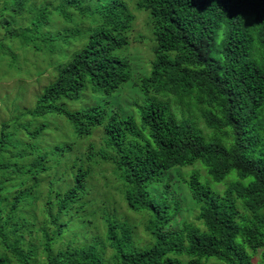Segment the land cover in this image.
<instances>
[{
	"label": "trees",
	"instance_id": "1",
	"mask_svg": "<svg viewBox=\"0 0 264 264\" xmlns=\"http://www.w3.org/2000/svg\"><path fill=\"white\" fill-rule=\"evenodd\" d=\"M134 4L137 10L149 12L156 42L151 74L139 81L147 96L140 125L134 116L109 112L104 106L69 111L64 105L51 104L77 102L89 88L111 95L130 80L127 62L114 56L127 46V33L136 18L124 2L102 3L89 34L83 37L74 32L71 37L69 28L57 32L50 27L51 3L32 6L27 0H0V28L5 30L0 50L5 49L4 41L35 51L47 47L62 62L56 81L40 96L37 108L20 117L36 119L54 112L66 118L78 138L91 137L97 128L103 132L101 143L91 142L81 150L82 165L75 162L67 169L66 163L62 165L65 173L58 181L48 180L44 195L43 179L56 172L52 157L71 152L73 144L39 149L35 142L44 126L28 130L26 124L15 122L14 134L7 132L8 124L2 126L0 264H30L33 254L23 251L24 236L36 223L38 209L46 217L44 225L50 221L55 227L51 236L43 229L50 251L76 218L75 206L88 192L86 181L100 164L109 165L124 180L128 207L151 215L148 229L154 245L132 249L129 227L108 221L102 251L92 243L70 246L55 254L48 252L45 264H105L107 247L113 251L108 259L112 264H181L168 256L173 253L186 254L190 264H200L204 258L254 264L253 256L259 251L258 264H264V0H132ZM70 8L82 15L90 10L83 0H64L61 12L68 23ZM66 37L67 48L71 38L83 44L74 55L71 50L59 53L66 47L61 44ZM169 97L198 108L206 127L219 138L207 139L191 119H178L164 101ZM196 162L217 183L233 171L237 179L222 194H215L192 173L187 186L198 205L202 228L185 223L171 230L167 226L175 213L166 212V202L163 208L151 199L149 189L166 171ZM57 172L62 173V167ZM57 182L64 190L55 186ZM243 208L249 214L242 213ZM63 217L67 220L62 221ZM238 238L242 243H236Z\"/></svg>",
	"mask_w": 264,
	"mask_h": 264
},
{
	"label": "rangeland",
	"instance_id": "2",
	"mask_svg": "<svg viewBox=\"0 0 264 264\" xmlns=\"http://www.w3.org/2000/svg\"><path fill=\"white\" fill-rule=\"evenodd\" d=\"M27 1L32 6H44L51 3L49 11L52 29L59 32V30L69 28L71 37L75 35L74 32H79L83 37H86L92 30L93 24L97 22L96 10L107 0H83L90 8L85 15L76 9H67L66 12L72 16V21L69 23L63 18L65 13L61 12V4L64 0ZM121 1L135 14L136 18L133 21L132 30L127 33V46L116 50L114 56L127 62L131 74L130 80L111 95H106L101 91L93 92L89 88L82 92L77 102L57 100L51 104L54 106L64 105L65 109L69 111L87 106H104L109 112L117 111L123 116H134L137 124L140 125V111L147 101V96L142 92L139 81L141 82L142 78L151 74L152 63L155 60L153 49L156 42L149 12L137 10L136 4L132 5V0ZM4 18H6V14H4ZM77 28L79 30H76ZM0 39H5V30L2 28H0ZM64 41L61 44L66 47H62L59 53L71 50V55H74L83 45L71 38L72 45L67 48L70 46L69 37H66V42ZM4 44L5 49L0 50V133L4 124L9 125L7 129L9 134L16 133L15 122L26 124L29 126L28 130L44 126L42 135L35 142L39 149L51 151L57 144H73L71 152L52 157L50 162L56 168V172L48 174L46 177L49 179L44 178L41 186L42 192L46 195L48 180L50 182L55 179L58 181V178L65 173L63 164H67L65 169L71 167L75 162H78L79 166L82 165L81 150L86 149L91 142L94 144L102 142V128L95 129L91 137L81 139L76 136L66 118L57 113L52 112L36 119L20 117L22 112L37 108L40 96L48 86L56 81L62 62L59 61L60 57L57 54L52 55L47 51V47L35 51L30 47L23 49L20 45L14 46L16 43L10 41H4ZM164 101L169 104L178 119H191L207 139L219 138L206 127L200 117L199 109L195 108L193 104L188 108L179 104L173 97L166 98ZM98 147L96 145V148ZM60 167H62V173L57 172ZM192 173H196L200 181L210 186L215 194H222L229 183L237 179V172L233 171L225 181L217 183L209 177L206 167L201 162L185 167H175L160 175V181L151 185L149 194L150 198L160 203L163 208H165L164 203H167L169 208L166 209V212L168 214L175 213L167 226L171 230H179L185 223L202 228V224L197 220L198 205L193 200L187 186V180ZM166 184L168 185L167 189L165 188ZM55 186L64 190L61 182H57ZM86 190L88 192L84 199H81L75 206L74 216L76 218L65 227L62 236L56 238V242L53 240L55 243L53 242L51 245L50 251H47L48 241L43 229H46L51 236L54 234L55 227L50 221L47 226L44 225L45 215L41 214L39 209L36 211L37 221L24 236L23 251L33 254L30 264H45L48 252L55 254L70 246H83L92 243L102 251V242L106 239L108 221L125 224L129 227L132 235V249L145 250L154 245L155 238L148 229L152 221L151 215L146 211L137 212L128 207L124 198V180L115 169H111L109 165L95 166L93 174L86 181ZM165 191H168V194H165ZM42 201L46 202L47 198L44 196ZM38 204L40 207L41 203ZM176 204L179 205L178 210L175 208ZM243 212L249 214L244 208ZM261 214H264V211ZM64 220L67 218L63 217L62 221ZM236 243H242L241 238H238ZM245 249L248 254H252L251 249L248 247ZM112 254L113 251L107 247L104 255L105 264H112L108 262ZM168 256L180 260L181 264H190V258L184 253H173ZM253 257L254 264H258L260 251ZM200 264L224 263L216 258H204Z\"/></svg>",
	"mask_w": 264,
	"mask_h": 264
}]
</instances>
